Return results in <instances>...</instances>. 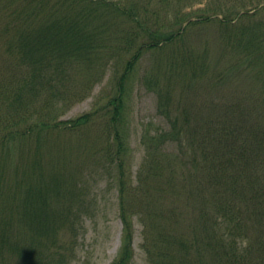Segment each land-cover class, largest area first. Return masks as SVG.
Here are the masks:
<instances>
[{
  "label": "trees",
  "instance_id": "trees-1",
  "mask_svg": "<svg viewBox=\"0 0 264 264\" xmlns=\"http://www.w3.org/2000/svg\"><path fill=\"white\" fill-rule=\"evenodd\" d=\"M180 1L0 0V264L68 263L58 246L70 220L62 208L74 161L96 145L118 170L123 241L113 264H133L136 217L145 225L146 264H264V0H206L195 21L184 7L167 24L161 15ZM198 26H217L236 58L230 63L246 64L257 82L263 109L222 98L188 102L192 87L179 75L161 83L145 74L168 129L143 138L134 177L123 131L130 83L148 55L154 61L153 51L181 48ZM197 63L195 72L213 68ZM108 73L113 94L63 119ZM13 155L15 170L7 165Z\"/></svg>",
  "mask_w": 264,
  "mask_h": 264
},
{
  "label": "rangeland",
  "instance_id": "rangeland-1",
  "mask_svg": "<svg viewBox=\"0 0 264 264\" xmlns=\"http://www.w3.org/2000/svg\"><path fill=\"white\" fill-rule=\"evenodd\" d=\"M180 2L181 6L174 4V7L167 8V15H169H166L167 19L161 15L164 22L171 24L172 16H179L177 13L184 7H186L185 12L189 14L188 16L192 21H195L196 16L202 14L200 9L204 10L207 5L206 0H198L194 6L189 0ZM216 28L217 26L214 28L198 26L189 29L184 43L178 44L181 45V48L174 46L153 51L152 55L158 59L152 61L151 55H148L139 65L129 87V103L123 130L128 137L129 144L125 153V156H128L127 169L129 173L132 172L134 177L144 162L146 146L143 143V138L155 134L158 130L168 129V122L158 110V96L154 92L148 91L143 85L142 80L145 74L151 73L155 78L157 76L161 83L166 80V75H170L171 71L175 77L178 78L179 75V78L181 77L186 80L185 82L191 84L192 92L190 94L192 96L186 95L188 102L196 99L205 103L210 100L211 104L222 98V100L240 102L246 108L250 107V104H255L257 107L251 106L253 109H263V105L257 102V82L255 83L253 79L247 77L246 64L241 66L230 63L236 58L226 45L220 42ZM209 48L211 49L207 54L203 53L205 49ZM191 49L194 51L190 52ZM177 51L180 52L176 54ZM182 53H188L187 58L181 59ZM190 54L194 57L190 58ZM194 61L204 67V63L208 62L213 68L210 69L206 66V72L203 70L195 72L192 64ZM227 68L229 69L225 70ZM217 72H223L224 78H216ZM251 81L256 84V89L252 86ZM113 83L112 74L108 73L102 82L95 85L87 98L74 104L62 115L63 119H76L91 112L103 99L113 94ZM249 111H251L250 114L254 112V110ZM249 111L247 110V112ZM247 112L242 111L245 114ZM92 131L88 133L89 139ZM95 135V132H92V136ZM176 146L168 145L167 150L172 151ZM101 148L103 146L96 145L86 155L77 160L74 158L75 161L72 160L74 161L75 181L71 186V192L66 193L67 202L62 208V210H66V215L67 213L70 215V220L67 224L68 220L64 217L66 236L62 239L63 241L61 240L64 247L61 243L58 245L63 250L62 253L68 262L66 264H113L122 247L123 223L120 218L118 170L108 159H100L97 154ZM19 163L17 155H13L7 165L11 170H15ZM72 199L74 201L71 203ZM132 206L135 208L136 202L133 201ZM72 220L75 221L73 226L75 230L70 227ZM134 221L135 256L133 264H146L145 253L142 249L145 225L137 217ZM70 230L76 231V235L70 234Z\"/></svg>",
  "mask_w": 264,
  "mask_h": 264
}]
</instances>
